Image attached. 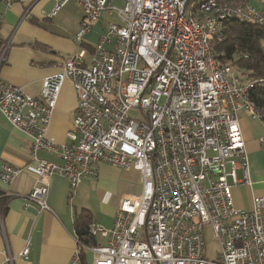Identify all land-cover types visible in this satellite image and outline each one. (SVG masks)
Instances as JSON below:
<instances>
[{
  "label": "built area",
  "instance_id": "built-area-1",
  "mask_svg": "<svg viewBox=\"0 0 264 264\" xmlns=\"http://www.w3.org/2000/svg\"><path fill=\"white\" fill-rule=\"evenodd\" d=\"M33 1L0 0L6 7ZM69 2L82 12L73 36L81 45L111 7L107 0H55L51 16ZM179 5L124 0L115 10L117 22L107 25L91 52L80 48L67 57L42 80L36 98L0 80V114L31 141L37 179L26 199L38 212H51L53 175L68 184L70 203L83 179H98L100 164L141 175V194L121 200L108 229L91 224L95 244L81 247L76 240L68 264H264V196L254 197L247 210L234 206L231 193L250 185L237 117L253 116L245 86L218 73L201 45V33L216 35L207 24L221 19L193 27L179 19ZM206 5L213 0L196 3L198 12ZM242 7L244 20L264 27L254 8ZM8 49L0 42V67ZM65 81L76 110L69 143L58 144L48 130ZM258 141L264 148V135ZM38 151L54 154L61 165L38 159ZM18 173L3 165L0 182L9 184ZM28 242L18 258L28 256Z\"/></svg>",
  "mask_w": 264,
  "mask_h": 264
},
{
  "label": "crops",
  "instance_id": "crops-1",
  "mask_svg": "<svg viewBox=\"0 0 264 264\" xmlns=\"http://www.w3.org/2000/svg\"><path fill=\"white\" fill-rule=\"evenodd\" d=\"M107 2L112 7L115 0ZM123 2L116 7L121 8ZM54 8L55 0H34L30 7L19 4L6 7L0 2V42L9 43L6 60L0 67V80L35 98L40 95L44 78L58 71L66 58L80 48L91 52L107 25L117 22L116 15L106 11L80 45L73 41L82 19L80 7L69 2L51 16ZM75 110V93L71 83L65 81L51 117L49 138L58 144L69 143L66 135L73 129ZM237 117L245 143L250 185L234 186L231 193L234 206L248 210L254 197L264 196L263 148L258 141L264 135V125L244 112ZM30 149V139L0 114V169L9 165L19 171L9 184L0 182V193L10 198L6 210L0 213V264H68L76 247L75 214L82 209L90 214L93 211L87 196L93 199L103 190L113 193L114 204L106 212L108 221L92 220L108 229L121 200L141 194L142 178L137 171L100 164L98 179H83L70 203L68 184L59 175H53L48 180L47 197L51 212H38L26 199L37 179ZM36 157L61 165L60 159L51 153L38 151ZM132 180L137 183L130 187ZM28 240V256L18 258ZM6 256L11 258L10 262Z\"/></svg>",
  "mask_w": 264,
  "mask_h": 264
},
{
  "label": "trees",
  "instance_id": "trees-1",
  "mask_svg": "<svg viewBox=\"0 0 264 264\" xmlns=\"http://www.w3.org/2000/svg\"><path fill=\"white\" fill-rule=\"evenodd\" d=\"M205 0H189L190 10L196 9V3ZM224 7H240L243 0H215ZM264 27L239 19L229 21L219 38L211 39L214 54L218 56L217 63L226 69L247 76V81L264 79ZM252 82V81H251ZM263 85V87H262ZM256 86V87H254ZM249 91V99L264 117V84H255ZM9 197L0 193V213L6 210ZM93 224L91 214L82 209L75 214L73 226L75 237L81 247L92 245L89 227Z\"/></svg>",
  "mask_w": 264,
  "mask_h": 264
},
{
  "label": "bare ground",
  "instance_id": "bare-ground-1",
  "mask_svg": "<svg viewBox=\"0 0 264 264\" xmlns=\"http://www.w3.org/2000/svg\"><path fill=\"white\" fill-rule=\"evenodd\" d=\"M208 1V0H205ZM205 1L200 4H204ZM263 3L264 0H261ZM189 0H180L179 5V19H184L188 23H192L193 27H203L206 26L208 22L216 21L221 19L219 22H212L207 24V31H216V35H210V33H201L200 41L202 47H207L208 53V61H212L215 64V69L218 73L224 75L225 79H231L235 81L238 86H245L244 88V102L248 105L249 110L252 112L253 116H250L253 120L263 119L264 117L261 115V112L255 107L253 101L249 99V91L255 85L261 82L264 84V79L261 80H250V82H241L236 76L232 75L228 69L225 67H221L217 63L218 56L214 54L212 46L210 44L211 39L217 37L219 38L222 34V31L225 29L226 24L231 20L239 19L241 21H247L246 19V11L243 10V7H224L220 6L213 0V5H206L202 8V11L198 12L197 8L192 11H188ZM221 16H229V17H221ZM255 16H259V20L264 23V10H255ZM249 22V21H247ZM255 24V23H254ZM252 81V82H251ZM256 87V86H254ZM263 87V85H262ZM253 89V88H252ZM15 259V258H14Z\"/></svg>",
  "mask_w": 264,
  "mask_h": 264
},
{
  "label": "rangeland",
  "instance_id": "rangeland-1",
  "mask_svg": "<svg viewBox=\"0 0 264 264\" xmlns=\"http://www.w3.org/2000/svg\"><path fill=\"white\" fill-rule=\"evenodd\" d=\"M121 1L122 0H115L114 2V6L111 7V11L113 12V14L115 15V10L118 8L116 6H121ZM244 5H248L252 8H254L255 10H264V2L262 4H260L257 0H243V4L240 5V6H244ZM190 7H191V3L189 4L188 6V11L190 10ZM191 11V10H190ZM97 41H95L94 44H96ZM262 46L264 48V41H262ZM230 71V73L234 76H236L241 82L245 83V82H248L247 79V76H244L242 75V73H237L234 71V69L230 68L228 69ZM130 115L134 118H137V115L136 114H133V113H130ZM262 157L264 158V148H263V152H262ZM229 170V168H228ZM241 171L238 170L236 172V176H237V179H241ZM133 183H137L136 181H131L130 183V187L132 186ZM228 183L231 184V180L228 179ZM118 189H121V187L119 186ZM114 195L111 191H108V190H103L102 192H100L98 194V196H95L93 199H89V197L87 196V199L89 200V204L91 206V208H93V211H92V214H91V218L92 220H95V222H100V223H105L106 221H108V214L106 212H109V209L110 207H112V205L114 204ZM102 210V213L100 212ZM105 211V212H104ZM98 225V224H97ZM207 241H208V245L210 246V243H211V238H210V235H209V232L207 234ZM89 260L90 257H88Z\"/></svg>",
  "mask_w": 264,
  "mask_h": 264
},
{
  "label": "water",
  "instance_id": "water-1",
  "mask_svg": "<svg viewBox=\"0 0 264 264\" xmlns=\"http://www.w3.org/2000/svg\"><path fill=\"white\" fill-rule=\"evenodd\" d=\"M93 243L95 244V241H93Z\"/></svg>",
  "mask_w": 264,
  "mask_h": 264
}]
</instances>
